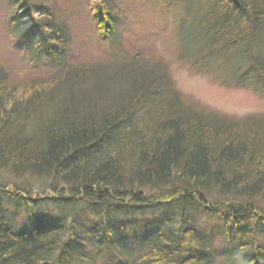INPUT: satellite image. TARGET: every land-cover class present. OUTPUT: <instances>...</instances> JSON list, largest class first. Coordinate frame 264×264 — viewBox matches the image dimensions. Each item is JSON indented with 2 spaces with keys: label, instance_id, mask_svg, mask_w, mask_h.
<instances>
[{
  "label": "trees",
  "instance_id": "1",
  "mask_svg": "<svg viewBox=\"0 0 264 264\" xmlns=\"http://www.w3.org/2000/svg\"><path fill=\"white\" fill-rule=\"evenodd\" d=\"M54 1L5 0L16 43L50 56L52 71L30 75L0 59V170L47 179L58 197L99 213L110 252H126L109 224L117 213L124 221L162 212L137 264L214 263L210 239L190 222L191 207L220 218L228 234L241 228L247 240L253 236L254 261L263 262L257 237L264 209L253 200L264 193V117L228 118L202 107L178 89L164 58L153 53L116 51L74 63L73 29ZM207 1L213 6L199 17L197 36L177 37L180 61L213 77L225 64L230 84L264 85V64L253 54L264 42V0ZM85 2L98 39L111 40L118 33L111 0ZM184 45L190 46L185 54ZM100 74L126 82L104 89ZM14 191L0 184V264L82 261L89 233L76 220L14 232L3 194L17 209L44 201Z\"/></svg>",
  "mask_w": 264,
  "mask_h": 264
},
{
  "label": "rangeland",
  "instance_id": "2",
  "mask_svg": "<svg viewBox=\"0 0 264 264\" xmlns=\"http://www.w3.org/2000/svg\"><path fill=\"white\" fill-rule=\"evenodd\" d=\"M188 1L111 0L118 33L107 42H101L98 39L96 27L87 17V11L84 8L85 0H55L53 3L61 19L73 29L72 53L69 57L74 63H81V60L85 58L98 60L116 51L120 54L153 53L164 58L178 89L200 103L202 107L228 118L264 117V85L262 83L254 80L246 85L242 84L243 87L234 86L230 84L231 75L225 73V64L214 71L213 77L208 74H197L180 61L181 39L177 37L180 36L186 40L194 39L201 24L199 17L213 6L207 0H192L196 5L190 7ZM10 16L11 9L7 6V2L1 1L0 59L16 62L17 65L25 67L24 72L30 75L50 74L52 71L50 56L46 54L38 56L40 53L35 48L27 52L23 42L16 43V37L11 34L13 27L9 21ZM15 36L19 38V35ZM189 47L184 45V54L189 51ZM253 54L261 56V63L264 64V42L257 44ZM223 80L228 81L227 86L221 84ZM90 81H96V79L92 78ZM97 81H102L104 89H112L115 83L121 86V82H126L117 74H100ZM62 87V90L67 89L66 85ZM254 89L259 91L256 92ZM0 184L13 193L15 189H19L20 192L16 196L24 194L21 196L27 198L34 196L37 199L40 195L44 200L38 206L22 205L18 210L16 202H11L10 198L3 194L4 213L14 232L31 234L40 222L51 224L64 218L68 219L69 225L76 220L86 228L89 239L86 238L88 243L82 250L83 260L71 264H137V258L145 241L152 234L153 229L158 227L162 218V212L153 214V211L148 212L144 217L134 215V218L126 222L119 220L114 222L112 217L111 226L122 230L121 239L127 246L125 253L110 252L103 234L102 216L93 212L84 202L70 203L69 207H65L60 205L59 200L55 202L46 200L48 197L58 199V195L49 190V180L33 178L29 175L17 176L0 170ZM253 201L264 209V193ZM213 202L211 201L210 204ZM187 213L193 226L210 239L215 250L213 264H257L254 261L252 248L253 236L247 240L241 228L232 229L228 234L223 227V221L206 209L191 207ZM180 218L179 216L174 218V222L178 223ZM257 240L264 247V227L259 228ZM246 244L249 247H244ZM259 264H264V261Z\"/></svg>",
  "mask_w": 264,
  "mask_h": 264
},
{
  "label": "bare ground",
  "instance_id": "3",
  "mask_svg": "<svg viewBox=\"0 0 264 264\" xmlns=\"http://www.w3.org/2000/svg\"><path fill=\"white\" fill-rule=\"evenodd\" d=\"M17 176H20V175H17ZM20 195H24V194H20ZM40 196V195H39ZM33 198H34V196H33ZM66 198V199H65ZM65 198H62V197H58V199H55L54 200V202L55 201H58L59 200V202L61 203L60 205H64L65 207L67 206V207H69V205H70V203H77V202H68V198L67 197H65ZM8 204H11V203H9V202H7ZM79 203V202H78ZM4 204L5 203H3V208H4ZM15 206V205H14ZM36 206H38V205H36ZM18 210H20V209H18ZM122 218V216H120V213H117V215H115L113 218H112V220L114 221V222H116V221H118V220H120ZM67 222H68V220L66 219V218H64ZM64 219H60V220H64ZM129 219H125L124 220V222H126V221H128ZM54 223V222H53ZM47 224V223H46ZM109 224L110 225H112V221L110 220V222H109ZM12 226V225H11ZM112 227V226H111ZM12 228V227H11ZM116 228V227H115ZM115 228H112V232L113 233H115L116 232V234H115V236H116V238L121 242V232H122V230L120 231L119 229H115ZM13 229V228H12ZM119 231V232H118ZM53 258H55L54 260H59V258L60 257H58L57 255H55ZM63 264V263H62ZM64 264H65V262H64ZM68 264H70V263H68Z\"/></svg>",
  "mask_w": 264,
  "mask_h": 264
}]
</instances>
